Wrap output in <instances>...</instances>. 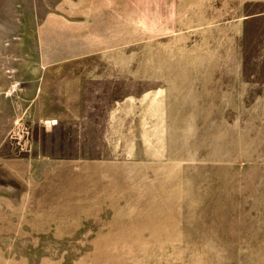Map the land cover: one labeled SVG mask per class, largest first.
Listing matches in <instances>:
<instances>
[{
  "label": "rangeland",
  "instance_id": "rangeland-1",
  "mask_svg": "<svg viewBox=\"0 0 264 264\" xmlns=\"http://www.w3.org/2000/svg\"><path fill=\"white\" fill-rule=\"evenodd\" d=\"M0 264H264V0H0Z\"/></svg>",
  "mask_w": 264,
  "mask_h": 264
},
{
  "label": "crops",
  "instance_id": "crops-1",
  "mask_svg": "<svg viewBox=\"0 0 264 264\" xmlns=\"http://www.w3.org/2000/svg\"><path fill=\"white\" fill-rule=\"evenodd\" d=\"M72 53V52H71ZM51 54H53V53H51ZM57 54H60V53H57ZM74 54V53H73Z\"/></svg>",
  "mask_w": 264,
  "mask_h": 264
}]
</instances>
